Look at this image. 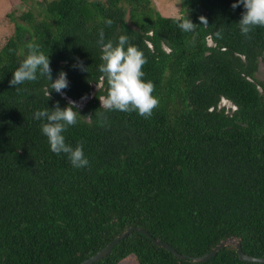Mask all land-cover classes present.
Returning a JSON list of instances; mask_svg holds the SVG:
<instances>
[{
    "label": "trees",
    "instance_id": "trees-1",
    "mask_svg": "<svg viewBox=\"0 0 264 264\" xmlns=\"http://www.w3.org/2000/svg\"><path fill=\"white\" fill-rule=\"evenodd\" d=\"M28 1L17 17L8 14L12 31L0 43V264H78L129 226L187 257L228 237L264 256V86L254 79L264 26L241 35L246 10L233 9L236 0H179L180 15L197 25L191 32L149 0ZM101 30L114 45L127 35L147 58L143 79L159 99L150 118L98 103L108 93L98 70ZM29 44L49 55L53 80L67 74L64 96L44 77L10 85ZM97 82L63 133L72 147L84 141L89 165L74 168L50 150L34 113L64 108ZM221 98L230 112L218 107ZM130 254L136 264H264L239 260L230 244L205 261L181 260L136 231L91 264Z\"/></svg>",
    "mask_w": 264,
    "mask_h": 264
},
{
    "label": "clouds",
    "instance_id": "clouds-1",
    "mask_svg": "<svg viewBox=\"0 0 264 264\" xmlns=\"http://www.w3.org/2000/svg\"><path fill=\"white\" fill-rule=\"evenodd\" d=\"M243 5L246 10L238 22L241 35L250 39V33L257 26H264V0H236L232 4L235 9ZM202 25H207L205 17H199ZM178 27L184 32H191L197 25L193 24L187 16L177 17ZM107 26H111V19L105 20ZM216 36L220 38V33ZM97 43L101 47V63L98 70L103 74L108 84V93L100 98L101 108L106 111L118 110L121 112H137L143 118H150L153 111L159 106V99L153 95L155 85L152 81L143 79L145 73L143 66L147 63L142 50L137 46L129 44L127 35H120L118 42L114 45L112 41L105 43L103 30L99 33ZM125 45H128L125 48ZM75 67L86 71L82 61H77ZM39 74V76H38ZM39 77H44L50 82V90L64 96V89L69 86L67 74L59 72L57 78L53 80L52 69L50 67L49 55L40 51L36 44L28 45V54L21 61L19 66L12 73L10 85L15 87L25 82L36 81ZM50 90L47 97H50ZM86 99L82 97V100ZM82 106L77 101L68 100L67 105L61 108L57 104L52 108H45L34 113L35 120H44L41 125V132L46 136L50 150L55 154H67L71 165L74 168H84L89 165V160L84 154V141L72 147L65 142L63 133L69 126H75L78 118L82 117L76 110ZM99 124L101 127L106 124V117L100 114ZM91 119V117H89Z\"/></svg>",
    "mask_w": 264,
    "mask_h": 264
},
{
    "label": "rangeland",
    "instance_id": "rangeland-1",
    "mask_svg": "<svg viewBox=\"0 0 264 264\" xmlns=\"http://www.w3.org/2000/svg\"><path fill=\"white\" fill-rule=\"evenodd\" d=\"M29 1H21V0H0V43L4 41V39L8 36V34L12 31V22L8 18V14L17 17L26 7L28 6ZM149 4L158 11L162 16H172L177 17L180 15L179 9V0H149ZM125 20L128 22L127 15H125ZM207 43L211 44L210 40L207 39ZM150 46V45H149ZM255 82L257 88L261 91V85L264 86V53L258 58L257 68L254 72ZM100 82L94 83L91 85V89L87 96H84L86 99L82 100V97L73 100L77 101L78 104L82 106L78 107L81 109L84 104L93 97L95 91L99 88ZM104 96L98 97V103H100V98ZM69 99H67L68 101ZM218 107H224L227 112H230L234 106L226 99L221 98L218 102ZM116 264H136L135 257L130 254L125 256Z\"/></svg>",
    "mask_w": 264,
    "mask_h": 264
},
{
    "label": "water",
    "instance_id": "water-1",
    "mask_svg": "<svg viewBox=\"0 0 264 264\" xmlns=\"http://www.w3.org/2000/svg\"><path fill=\"white\" fill-rule=\"evenodd\" d=\"M131 231H136V232H139V233L146 235L151 240V242L153 244L163 247L164 249L170 251L173 256H175L181 260L188 259L189 261H192V262L205 261L208 258H210L211 256H214L215 252L219 248H221L222 246H224L226 244H230L233 246L234 252L237 255L239 260L245 261V262L264 263V256L255 257L252 255L245 254L241 250L239 239H236L235 237H228L226 239L219 241L216 245H214L210 249V251L204 253L203 255L194 256V257H187L186 255L179 254L178 252H176L169 244L151 237V235L147 231H145L144 229H142L140 227L129 226V227L123 229L122 231H120L113 239H111L108 243H106L100 250L95 252L93 255L87 257L86 259L80 261L78 264H91L97 260H100L101 258L106 256L110 252L113 245L117 244L121 238H123L125 235L129 234Z\"/></svg>",
    "mask_w": 264,
    "mask_h": 264
}]
</instances>
